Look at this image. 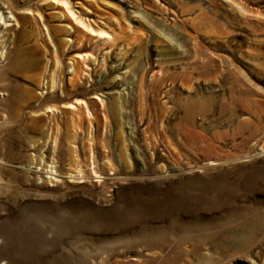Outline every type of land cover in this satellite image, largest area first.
<instances>
[{"label":"rangeland","instance_id":"374dc122","mask_svg":"<svg viewBox=\"0 0 264 264\" xmlns=\"http://www.w3.org/2000/svg\"><path fill=\"white\" fill-rule=\"evenodd\" d=\"M0 13V264H264V0Z\"/></svg>","mask_w":264,"mask_h":264},{"label":"bare ground","instance_id":"6f19581e","mask_svg":"<svg viewBox=\"0 0 264 264\" xmlns=\"http://www.w3.org/2000/svg\"><path fill=\"white\" fill-rule=\"evenodd\" d=\"M66 5V10L68 11L72 21H74L77 25L81 26V27H85L86 29L89 30V32L92 34V36H97L99 38H106V39H110L112 38L107 32L105 31H100V33H97L92 27L88 26L85 21L80 18L76 12H74V10L68 5L67 2L63 1ZM15 18L13 17H9V16H4L3 13H0V26H2V28H7L9 26H14L12 24H10L11 20ZM72 29V28H71ZM69 41H72L71 39H69ZM33 57H37L36 55H34ZM79 58H83L82 54H78ZM27 67H36L37 64H35L34 61H30L26 64ZM78 105V104H77ZM69 108L71 109H75L77 108V106H75V104H69Z\"/></svg>","mask_w":264,"mask_h":264}]
</instances>
